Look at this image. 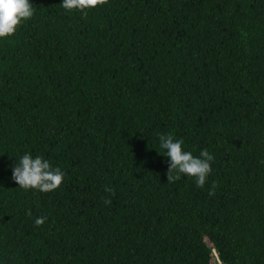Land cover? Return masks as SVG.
I'll list each match as a JSON object with an SVG mask.
<instances>
[{"label":"trees","instance_id":"trees-1","mask_svg":"<svg viewBox=\"0 0 264 264\" xmlns=\"http://www.w3.org/2000/svg\"><path fill=\"white\" fill-rule=\"evenodd\" d=\"M30 3L0 40V264H264V0ZM162 134L213 156L202 188ZM24 153L62 184L12 182Z\"/></svg>","mask_w":264,"mask_h":264},{"label":"clouds","instance_id":"clouds-1","mask_svg":"<svg viewBox=\"0 0 264 264\" xmlns=\"http://www.w3.org/2000/svg\"><path fill=\"white\" fill-rule=\"evenodd\" d=\"M103 0H61V6L68 11L94 8ZM34 15V7L30 0H0V40L14 35L19 26ZM159 148L168 160L167 180L180 178L179 174L193 177L197 187H203L211 174L213 156L201 150L199 156L184 150L183 141L172 134L158 137ZM11 181L24 190H36L47 193L56 190L64 179V173L51 166L42 156L24 153L10 166ZM175 173V174H173ZM46 217H38L34 224L39 227L45 223Z\"/></svg>","mask_w":264,"mask_h":264}]
</instances>
